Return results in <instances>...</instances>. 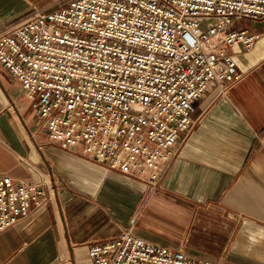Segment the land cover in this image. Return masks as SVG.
<instances>
[{
    "label": "built area",
    "instance_id": "2783aa9c",
    "mask_svg": "<svg viewBox=\"0 0 264 264\" xmlns=\"http://www.w3.org/2000/svg\"><path fill=\"white\" fill-rule=\"evenodd\" d=\"M242 19H264V0H64L0 33V63L54 145L152 189L197 127V101L242 78L229 47L263 36L232 29ZM54 198L47 176L0 174V233ZM88 254L92 264H218L131 229Z\"/></svg>",
    "mask_w": 264,
    "mask_h": 264
},
{
    "label": "crops",
    "instance_id": "0c3cea01",
    "mask_svg": "<svg viewBox=\"0 0 264 264\" xmlns=\"http://www.w3.org/2000/svg\"><path fill=\"white\" fill-rule=\"evenodd\" d=\"M64 0H0V33ZM263 33L229 47L241 79L196 103L195 130L160 187L54 145L21 82L0 63V174L53 183L52 203L0 233V264H92L88 248L131 229L153 243L218 264H264ZM134 220V223L132 221Z\"/></svg>",
    "mask_w": 264,
    "mask_h": 264
},
{
    "label": "rangeland",
    "instance_id": "374dc122",
    "mask_svg": "<svg viewBox=\"0 0 264 264\" xmlns=\"http://www.w3.org/2000/svg\"><path fill=\"white\" fill-rule=\"evenodd\" d=\"M81 153V152H80Z\"/></svg>",
    "mask_w": 264,
    "mask_h": 264
}]
</instances>
